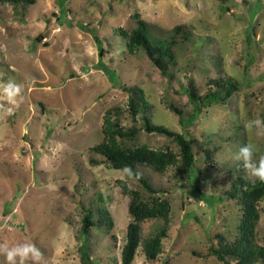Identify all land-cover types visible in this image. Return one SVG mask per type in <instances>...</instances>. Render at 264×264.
<instances>
[{
  "label": "rangeland",
  "instance_id": "374dc122",
  "mask_svg": "<svg viewBox=\"0 0 264 264\" xmlns=\"http://www.w3.org/2000/svg\"><path fill=\"white\" fill-rule=\"evenodd\" d=\"M134 15L154 38L170 37L178 25L188 33L174 37L166 75L144 49L128 54L119 31L137 27ZM101 64L116 72L118 83ZM0 72L4 81L12 78L23 86L24 97L11 115H5L8 105L0 108V244L34 243L46 264H84L87 257L91 264H121L131 220L122 181L143 202L170 204L161 252L147 261L141 241L131 264H235L219 261L209 250L239 235L242 208L229 197L232 183L255 180L236 153L252 144L255 159L264 156V138L245 129L248 120L264 119V0L0 3ZM226 79L235 81L238 91L223 103L202 106L183 128L179 121L190 120L193 105L182 90L193 88L201 98L215 91L223 95ZM107 113L112 124L136 131L130 139L117 138L123 148L145 146L177 156L163 173L135 165L156 193L122 177L92 151L102 141ZM144 117L188 135L195 159L191 170H183L172 137L143 130ZM257 210L252 240L261 247L264 198ZM87 211L94 224L83 234ZM161 224L142 223L141 237ZM0 264H6L2 254Z\"/></svg>",
  "mask_w": 264,
  "mask_h": 264
},
{
  "label": "trees",
  "instance_id": "16d2710c",
  "mask_svg": "<svg viewBox=\"0 0 264 264\" xmlns=\"http://www.w3.org/2000/svg\"><path fill=\"white\" fill-rule=\"evenodd\" d=\"M220 1V0H218ZM1 4H34L35 0H0ZM137 27L129 33L120 30V36L124 37L125 47L128 54H132L136 49L142 48L145 50L147 56L151 59L153 64L157 66L162 74L166 75L167 62L173 57V48L176 45L174 37L177 35L186 36L188 33L183 31L181 25L175 26L172 29V35L167 38H154L150 35L149 29L145 21L134 15ZM100 46V41L97 39ZM102 48L100 47V54L102 55ZM101 70L109 77L112 82L118 83L116 72L109 69L107 66L101 64ZM122 89L131 91L120 85ZM223 88V95L218 91L211 92L205 96L197 97L194 89H183L184 93L193 105V113L186 121L180 119V124L184 128L187 122L194 121L201 112L202 106H209L210 104L223 103L228 100L232 94L238 91V84L235 81L226 79L221 83ZM141 91H139L140 93ZM140 101H143L138 95ZM145 104V102H144ZM132 113L135 114V105L131 106ZM177 115L180 112L171 107ZM104 117V127L101 129L103 135L102 141L92 148L96 154L104 157L111 167L115 170L122 169L125 165L130 166L134 172L135 165H143L151 168L154 172L163 173L170 165L177 162V156L169 151H156L145 146L136 147L133 149L123 148L117 143V138L125 139L132 138L136 131L129 129L124 131L116 124H112L108 117ZM144 123L143 130L148 134L158 133L172 137L177 143L180 150V159L183 165V170H191L195 163L192 146L188 135L185 132L175 133L168 131L165 127L160 125L150 124L147 118H142ZM139 182L143 189L148 193H156L148 182L140 176ZM121 191L124 194L130 195V202L128 205V214L131 218L127 230L126 241L121 250V264H131L136 250L142 241L143 254L147 261L153 262L161 252V242L167 234V223L170 213V204L166 200L153 199L151 202H143L141 195L137 191H128L124 182L119 181ZM230 198H236L241 203L242 216L239 225V235L232 242H225L218 249H210L209 254L216 257L219 261H235V264H260L264 262V246L258 247L252 240L255 235V224L259 219V211L257 210V203L264 198V182L258 180H245L237 178L231 186L229 191ZM222 201V199H221ZM92 214L86 212L83 219L82 233L86 234L87 230L94 223L91 221ZM107 215L101 217L100 220L105 221ZM162 221L161 226L153 234L146 238L141 237V224L150 220ZM84 264H91L88 257L83 260ZM229 264V262H228Z\"/></svg>",
  "mask_w": 264,
  "mask_h": 264
},
{
  "label": "clouds",
  "instance_id": "9594fccd",
  "mask_svg": "<svg viewBox=\"0 0 264 264\" xmlns=\"http://www.w3.org/2000/svg\"><path fill=\"white\" fill-rule=\"evenodd\" d=\"M4 73L0 72V108L8 105L5 115L13 114L23 103V86L14 79L8 78L3 80ZM245 129L249 132L255 131V134L264 138V119L255 118L248 120ZM256 146L252 144H244L235 155V159L242 164L245 173L258 180L264 182V156L255 159ZM122 177L126 179L139 180L140 174L134 172L133 169L125 165L120 169ZM0 254L5 257L6 264H46L44 254L41 250L31 242L17 243L9 246L7 243L0 244Z\"/></svg>",
  "mask_w": 264,
  "mask_h": 264
}]
</instances>
